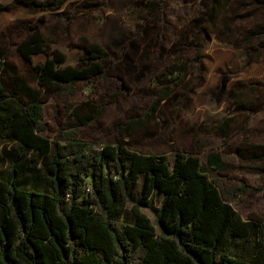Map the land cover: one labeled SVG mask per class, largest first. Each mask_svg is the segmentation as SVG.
<instances>
[{"label": "trees", "instance_id": "trees-1", "mask_svg": "<svg viewBox=\"0 0 264 264\" xmlns=\"http://www.w3.org/2000/svg\"><path fill=\"white\" fill-rule=\"evenodd\" d=\"M66 1L16 0L40 11L59 9ZM233 2L208 0L203 30L245 47L248 63L258 60L254 55L264 54V16L253 24H236L231 20ZM254 2L264 7V0ZM12 8L0 4V14ZM49 48L38 31L15 45L17 56L28 65L35 54H46L32 67L33 84L0 47V143L20 146L7 174L0 177V264H264V216L243 219L233 206L259 187L245 180L229 185L211 180L192 152H177L172 162L164 153L121 143L103 144L91 153L72 136L99 116L98 109L83 114L68 105L69 131L62 141L43 136V92L102 76L110 60L96 41L84 45L77 65L65 64V54ZM190 64L201 66L197 51L188 63L177 59L170 73L182 81ZM161 93L148 115L167 97ZM242 95L243 90L234 94L239 107L245 106ZM230 123L226 118L212 132L226 136ZM250 146L252 159L264 161V144ZM27 156V164L19 168ZM37 164L48 174L49 185L21 183ZM207 164L217 171L231 170L216 152L208 155ZM141 175L140 195L133 197ZM156 193L162 198L151 221L140 208H150ZM129 202L133 223L122 219Z\"/></svg>", "mask_w": 264, "mask_h": 264}, {"label": "rangeland", "instance_id": "rangeland-1", "mask_svg": "<svg viewBox=\"0 0 264 264\" xmlns=\"http://www.w3.org/2000/svg\"><path fill=\"white\" fill-rule=\"evenodd\" d=\"M0 4L14 5L0 14V47L31 83L33 65L42 63L46 54H35L28 65L17 56L15 45L36 31L46 38L49 51L65 54L67 65L79 63L90 41L100 43L110 55L102 76L43 92V136L62 141L63 133L69 131L65 129L68 105L79 107L83 114L98 109L99 116L72 136L86 143L89 152L103 144L121 143L142 152L164 153L171 162L177 152H192L211 180L227 185L245 180L259 187L233 206L243 219L264 216V161L252 159L249 153L250 145L264 144V54L254 55L258 60L248 63L245 47L222 40L210 30L205 32L208 0H67L61 8L45 11L16 0H0ZM237 14L241 19L235 18ZM232 15L236 24L249 25L264 16V7L254 0H234ZM195 51L201 66L190 64L182 81L170 73L177 59L188 63ZM251 85L256 90L247 88ZM241 90L244 107L234 99ZM159 92L168 93L167 97L148 115ZM229 117L226 136L212 132ZM19 151L16 143H0V177L7 174ZM212 152L231 165V170L209 167L207 157ZM27 162L28 156L18 167ZM31 169L21 183L49 185L48 174L39 164ZM142 178L133 197L140 195ZM161 198L156 193L150 208H140L151 221ZM122 219L135 220L130 202Z\"/></svg>", "mask_w": 264, "mask_h": 264}]
</instances>
